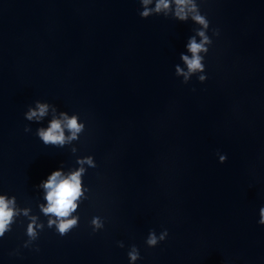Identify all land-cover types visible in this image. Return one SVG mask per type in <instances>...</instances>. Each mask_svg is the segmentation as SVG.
Instances as JSON below:
<instances>
[{
	"label": "water",
	"instance_id": "1",
	"mask_svg": "<svg viewBox=\"0 0 264 264\" xmlns=\"http://www.w3.org/2000/svg\"><path fill=\"white\" fill-rule=\"evenodd\" d=\"M139 10L137 0H0V191L38 211L34 185L61 162L97 165L78 230L60 240L45 229L35 252L14 225L0 264H128L132 244L137 264H264V0L202 6L221 31L203 84L174 74L191 22ZM36 99L80 114L77 157L45 146L36 123L24 132ZM94 215L106 218L95 234ZM163 228L168 239L148 248V231Z\"/></svg>",
	"mask_w": 264,
	"mask_h": 264
},
{
	"label": "clouds",
	"instance_id": "2",
	"mask_svg": "<svg viewBox=\"0 0 264 264\" xmlns=\"http://www.w3.org/2000/svg\"><path fill=\"white\" fill-rule=\"evenodd\" d=\"M137 3L141 19L162 16L181 24L191 22V35L184 44V51L179 54L174 74L183 84H188L193 77L199 83H205L208 79L206 57L213 46V38L221 35L218 27H211L208 14L202 10L207 0H137ZM23 115L30 122L24 127L25 133L32 132L31 123H36L39 126L35 135L45 146L58 149L67 147L72 157L79 155L76 145L80 144L87 130L86 124L80 122L79 113H70L47 100L36 99L27 106ZM216 155L221 164L228 159L226 153L218 151ZM96 171L97 165L91 157L76 159L73 168H66L61 162L58 168L34 185L40 194L36 204L38 211H34L31 204L22 206L15 194L0 191V240L13 231L14 225L21 226L26 237L20 247L35 252L40 251L36 242L45 229L53 230L60 240L68 238L78 230L79 210L90 202L89 198L92 196L89 189L84 187V180L89 172ZM105 223L106 218L101 215L92 216L88 222L93 234L103 231ZM257 224L264 226V205L258 208ZM168 237L167 228L159 232L150 229L144 243L148 248H156ZM117 246L125 248L124 241H117ZM20 247L9 254L20 255ZM127 259L128 264H137L142 260L140 249L135 244L128 246Z\"/></svg>",
	"mask_w": 264,
	"mask_h": 264
}]
</instances>
